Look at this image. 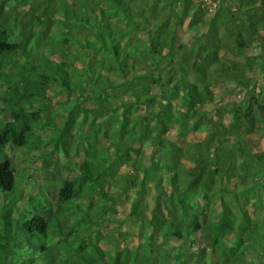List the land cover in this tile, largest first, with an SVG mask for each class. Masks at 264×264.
Masks as SVG:
<instances>
[{
    "label": "trees",
    "instance_id": "trees-1",
    "mask_svg": "<svg viewBox=\"0 0 264 264\" xmlns=\"http://www.w3.org/2000/svg\"><path fill=\"white\" fill-rule=\"evenodd\" d=\"M30 1L0 6V112L24 120L0 152L77 133L82 158L28 192L0 160V264H264V0Z\"/></svg>",
    "mask_w": 264,
    "mask_h": 264
},
{
    "label": "rangeland",
    "instance_id": "rangeland-1",
    "mask_svg": "<svg viewBox=\"0 0 264 264\" xmlns=\"http://www.w3.org/2000/svg\"><path fill=\"white\" fill-rule=\"evenodd\" d=\"M35 1L39 4L45 3V0H33V3ZM197 1V0H193ZM211 0H207V3H209ZM55 2V0L53 1ZM30 0H0V6L4 10L13 9L15 12L14 14H18L19 18H23L27 16L28 9L31 5ZM211 7H214L215 4L213 2L210 3ZM214 12V11H213ZM212 14V12H209ZM43 28V27H42ZM40 29V28H39ZM186 26L183 28L182 32L186 30ZM38 31V30H37ZM38 32H34L31 34V38L35 39L38 38ZM184 38H187L185 36ZM40 41H42V36L40 37ZM259 47H251L248 49L249 53H256L258 52ZM4 68H1V70ZM8 70V69H6ZM256 77H258V83L262 82L264 80V76L262 75L261 71H255L253 73ZM260 81V82H259ZM260 87V85H259ZM6 87L4 82L0 79V103H3V99L5 97L4 91ZM260 89V88H258ZM218 99L221 100L219 102H225L226 98H223L224 90L218 89ZM228 99H232V95L228 96ZM264 100V99H263ZM21 101H23L24 108L21 111L22 117H30L32 111L40 107V104L35 101L34 99H30L29 97L23 96L21 98ZM263 102V101H262ZM26 105L29 106V108H26ZM44 115V112H43ZM16 119V120H15ZM13 118L11 113L8 112H0V127L5 125L7 121L15 120L16 122V128L20 129L21 125H23V118ZM34 133H29L30 137H36L37 134L44 133L45 130L41 129L38 122H34L32 124ZM12 141H7L6 145L2 148V152H0V160L8 159L10 161L11 167L14 168L15 173L19 178H24V184L26 188V192L30 190V187L32 186V181L34 180V175L36 174L35 171H39V179L42 178L45 174L47 175L52 170L55 172L56 179L71 176L73 177L75 173L71 174L69 171H67L66 166L64 165L66 163V151L69 152V156L72 157V159H81L80 157V147L82 143L81 137L77 135V133H73L72 135H68L66 137L63 144H59L58 146L54 145H44L40 144V146L37 149H27L25 147H21L16 144L15 138L13 136ZM148 151H151V149L148 147ZM50 163V165H49ZM53 174V173H52ZM31 175V176H28ZM49 175V174H48ZM52 176V175H51ZM70 177V178H71ZM42 180V179H41ZM58 180V179H57ZM8 201V196L4 192L0 191V206ZM129 202L124 203L122 206L118 208L119 210V220L121 221V230L125 233L123 234L122 240L120 242V247L126 248L129 247L132 249L134 245H137L139 242L141 224H134L131 220L128 219V210H129ZM150 204L153 205V201L150 199ZM54 210V209H53ZM1 225V224H0ZM110 225L113 227V229L119 230L117 228L115 222H112ZM113 235V237H117L114 235V233L110 234V236ZM109 236V237H110ZM140 237V238H139ZM114 247L115 243H114ZM122 248V249H123ZM121 255V254H120Z\"/></svg>",
    "mask_w": 264,
    "mask_h": 264
}]
</instances>
